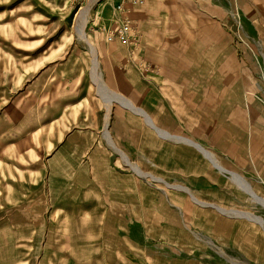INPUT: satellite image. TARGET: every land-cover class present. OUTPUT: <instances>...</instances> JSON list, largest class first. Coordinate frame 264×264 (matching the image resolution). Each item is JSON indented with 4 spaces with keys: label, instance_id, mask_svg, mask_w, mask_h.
Returning <instances> with one entry per match:
<instances>
[{
    "label": "rangeland",
    "instance_id": "1",
    "mask_svg": "<svg viewBox=\"0 0 264 264\" xmlns=\"http://www.w3.org/2000/svg\"><path fill=\"white\" fill-rule=\"evenodd\" d=\"M118 1L0 0V264H264V225L236 215L241 212L264 222V205L228 176L230 172L239 176L264 201V0L257 4L255 0H234L233 9H225L228 20L222 25L227 24L229 35L223 39L224 43L230 42L229 47L218 46L215 61L213 52H201V60L197 62L202 68L190 69L191 75L203 81L189 85L194 88L196 99H187L186 103L197 111L181 105V117L170 115L175 126L181 127V133H168L194 144L199 142L225 169L219 170L228 174L217 171L200 155L210 164L206 165L215 173L214 177H218L219 189L227 180L232 194L220 190L223 196L213 202L209 195L199 197L191 191L197 204L186 191L177 190L184 186L185 180L165 179L144 164L129 159L131 165L126 164L121 157L122 163L116 164L91 161L92 155L103 159L97 157L100 153L92 152L97 145L108 143V149L115 152L107 125L120 106L113 104V110L107 106L113 101L126 102L112 99L113 96L100 89L104 86L100 59L96 61V55L92 56L89 50L91 44L119 45L107 36L115 28L113 10ZM132 9L129 8L130 13ZM137 31L140 34L138 28ZM141 41L140 35V47ZM227 47L233 50L232 63L225 61ZM201 48L204 47H195V53ZM173 50L177 55L180 49ZM129 52V58L134 56L131 49ZM213 63L218 67H213ZM139 68L144 71L143 67ZM79 72L82 73L77 78ZM116 74L114 71L115 79ZM210 75L219 78L224 75L225 81L235 76L234 83L217 84L219 88L232 89L233 98L211 99V94L205 91L208 86L216 85L207 82ZM102 80L108 87L103 76ZM82 86H86L84 92ZM50 89L57 98L54 101L57 107L50 101ZM31 107L43 111H24ZM53 107L58 111H49ZM231 111L237 115L232 117L233 125H227L225 120ZM55 113L57 120L51 124L49 120ZM215 116L220 124L218 133L214 129L213 135L209 124ZM131 117L140 124L145 121L140 115ZM240 119L244 129L237 132L234 128L243 126ZM67 128L73 129L74 135L65 149L61 147L66 144L67 133L63 129ZM211 141L214 144L217 141V150H211ZM114 155L111 152V157ZM79 165L85 166L84 172H80ZM92 165L96 168L93 171ZM105 168L138 172L140 183L147 184L152 194L145 212L134 200L128 202L127 196L112 194L113 181L104 179ZM74 170L75 178L84 182L78 191L68 189ZM51 174L57 178L52 182L47 180ZM89 187L94 191H89ZM61 193L70 201L64 206L69 209L52 213L49 196ZM124 206L133 208V212L126 211ZM195 206L213 208L221 215L212 230L218 239L212 238L191 214L189 209ZM220 217L255 226L260 245L251 243L252 232L244 236L236 230L232 240H227L226 233H220L225 225ZM195 238L202 240L200 248L189 251L181 248L184 239ZM242 241L249 246L242 249ZM257 252L260 254L255 259L253 254Z\"/></svg>",
    "mask_w": 264,
    "mask_h": 264
},
{
    "label": "crops",
    "instance_id": "2",
    "mask_svg": "<svg viewBox=\"0 0 264 264\" xmlns=\"http://www.w3.org/2000/svg\"><path fill=\"white\" fill-rule=\"evenodd\" d=\"M233 1L234 0H227V2L225 0H147L142 7L134 8L131 13L129 12V16L133 20L134 25H136L139 29L142 37L140 49L135 51L131 50V53H133L134 56L131 55L130 58V49L121 43H119V45L96 44L95 47L88 41L91 44L89 46V50L92 56L93 54L96 55V61L97 58L100 59L98 60V63L101 66V73L106 84L113 90H117L122 95L129 98L133 103L137 104V106L141 108L136 107L130 100L126 99L122 95L110 90L108 88L109 86L107 87L103 82L100 74L102 84L104 85V87H100V89L106 92L107 96L124 99L129 103L132 109L121 105L118 101H113L110 103V106H107L105 100H103L105 105L108 108L110 107L111 110H113L111 107L113 104H118V106H120V109L116 110V116L114 114L110 120V124L108 123L107 125L108 134L110 135L113 144H115L114 146H116L115 149L119 148V154L109 150L107 146L108 143L97 145L92 152L96 151L100 153L97 157L103 159H95L96 155H92L91 161L94 164L96 162H113L115 164L117 162L122 163L121 159L126 164H130L129 160L135 164H144L154 174L160 175L165 179L171 180L178 178L182 181L185 180L186 183H183L182 185L186 187L182 186L181 188H177V190L187 189L189 192L192 191L199 197H206L205 195H209L211 198L210 200H214L213 202H217L219 200L218 197L223 196L222 191L225 193L229 191L230 188L227 180L224 181L223 185L219 189L217 186L218 177H214L215 173L210 171L206 164L210 163L212 167L217 169V171L228 175L227 173L216 168L209 158L204 156V154L197 148L182 142H177V140L172 141L163 138L157 133L156 129L167 133L171 137L179 139L182 138L168 133V131L177 135H180L177 132L181 133V127L175 126L173 119L170 118V115H177L178 117H181V115H183V113H181V105H186V107L191 111H197L195 107H191L186 103L187 99H196V96L194 95L195 90L194 88L191 89L189 85L191 83H197L196 85H198L203 81L201 80L200 82L201 77L191 75L190 69L202 68L203 65L197 62L201 60V55H199L201 52H213L214 56L212 59L215 61L217 58L218 46L226 44V46L229 47L230 42L227 41V43H224L223 39L229 35V32L226 29L227 24L224 23L225 25H222V23L227 17L225 9L229 8L232 10L234 4ZM261 1L262 0H255V3H261ZM226 20H228V18ZM201 46L204 48H201L198 53H195V47ZM175 47L180 49L177 55H175L173 50ZM182 47L185 48V50H181ZM228 47L226 48V51L229 52H227L225 56V61H227V63H232L233 50L231 51ZM91 48H93V50H91ZM83 62L84 61H79L81 64ZM214 63L211 65L213 66ZM207 65L208 64L204 66ZM211 65L210 67H212ZM139 66L143 67L144 71H141ZM213 67H218V64ZM66 70L68 71V69ZM114 71L118 73L116 74L118 75L116 79L113 78ZM81 73L82 72H79L77 74V78L81 75ZM230 73H233V69L231 72L228 71L229 75ZM234 77L225 81L224 75L220 78L218 76L210 75L207 82L216 85L208 86L205 91L211 94V99L213 100H222L223 98L231 99L234 96L233 90L231 89L228 91L225 88H219L217 84L219 82L223 84L234 83ZM65 80L70 81L66 77ZM81 90V92H84L86 90V86H82ZM51 91L53 90L50 89V101L54 104V101H56L57 98L53 97L54 91L52 93ZM97 91H99V87L97 88ZM181 101H183L182 104ZM54 107L57 106L54 104ZM54 107L49 111H58L57 108ZM133 109L136 110V112ZM215 109H217V107H215ZM24 111L43 110L39 107H31L24 109ZM61 111L66 110L61 109ZM137 112H143L146 117ZM240 113L241 112L239 111V114ZM137 114L144 118L148 125L145 124L143 119L142 120L144 122L140 124L137 119L131 117L133 115L138 116ZM57 115L58 114L55 113L52 116L53 118L49 120L51 124L53 121L57 120V118L54 119ZM234 115H237L235 111H231V114L225 120V124L233 125L232 117H234ZM153 122L167 132L157 128ZM239 122L243 126L238 125L237 122L238 127L234 128L237 132L243 131L242 129H244V123L241 119ZM219 124V118L215 116V120H212L209 124V128L211 132L213 131V135L214 129L216 130V133H218L217 128ZM227 129L228 128L226 127L225 130ZM63 130L67 133L64 139L66 144L64 146H60H62L61 148L67 149L69 148L71 138L74 135V130L70 128ZM231 139L232 138H229V140ZM228 141L226 142L227 144L230 143ZM195 144L203 148L199 142H195ZM231 146V148H233L234 143H231ZM210 148L211 150L212 148L217 150V141L216 144L211 141ZM226 148L228 147L226 146ZM111 152L116 155L111 157ZM200 155H202L209 163L206 162ZM123 156L125 159H123ZM213 157L218 162V165L225 170L219 164L220 161H218L215 156ZM79 166L80 167L78 169L80 172H84L85 166ZM94 169L96 168L92 165L91 170L93 171ZM75 172L76 171L74 170V172L70 175V180H68V189L72 188L73 191H78V187L81 188L84 186V182L82 179L75 178ZM133 172L130 173L128 170L121 172L116 169L111 170L110 168H107L106 170L105 168L104 179L106 178L113 181L111 187L113 189V195L127 196L130 198L128 202L134 200L140 206L141 210L145 212L147 209L146 202L152 194L149 191V186L147 184V186H144L143 182L140 183V176L138 177L137 175L138 172L137 174L135 171ZM53 174L48 176L47 180L52 182L53 178L57 179ZM52 175L53 177H51ZM149 175L152 176L151 174ZM23 177H25V175ZM152 177L165 184L164 180L154 176ZM230 178L235 184H237L231 176ZM88 181L90 182V180ZM237 186L239 187L238 184ZM88 190L94 191V188L89 187ZM226 194H230V191ZM63 195L64 194L61 193L58 196L56 195V197L52 195L49 196L52 213L57 214L59 211H68L69 208L64 206H66V204L70 201L67 198L64 199ZM124 208L126 211L133 212V208H129L127 206H124ZM189 211L192 212L191 214H193L197 219L196 221L199 222V225L203 226L210 232L209 235H211L212 238H215V240L218 239L214 237L212 230L213 228H216L214 224L216 223L217 218L221 215H218L213 208L206 206L198 208L195 206L192 209L190 208ZM220 218H223V222L225 224L224 227L221 228L222 230L220 229V233H226L228 236L227 240H232L233 233H237L236 230L244 236H247V234L252 232L251 235L253 240L251 243H254L256 246L260 245L258 231L255 226H251L247 223L244 225L243 222L241 223L243 225L240 223L237 224L233 221L234 218ZM201 219L205 221H201ZM228 222L233 223L231 225H226ZM233 224H235V226ZM182 233H184V231L181 229V234ZM191 235L195 234L192 232ZM197 241L196 238L194 241L184 239L182 242L185 243H182L183 246H181V248L183 247L182 249L185 251H189L191 249L196 250L202 246V240L197 239ZM242 245L244 246L242 249H245L249 246V243L243 242ZM258 254L260 253L257 252L253 254L255 259H257Z\"/></svg>",
    "mask_w": 264,
    "mask_h": 264
},
{
    "label": "bare ground",
    "instance_id": "3",
    "mask_svg": "<svg viewBox=\"0 0 264 264\" xmlns=\"http://www.w3.org/2000/svg\"><path fill=\"white\" fill-rule=\"evenodd\" d=\"M145 2H146V0H142L141 3H138V4L133 3V2H131L129 0H127V1H125V0H121L120 1L119 0L118 2H116L115 5H114V10H113L114 15H115V20H116L115 21V28L113 30H109L108 33H107V36L109 38H114L118 43H121V44L125 45L127 48H130L133 51L139 50V48H140V34L137 31L136 25H134L131 17L129 16V8H136L138 6L143 5ZM122 20H125V24H126L127 29H125V31L123 32L122 37L121 36L117 37V36H115V33H116V30L122 25ZM80 35H81L80 36L81 38H84L82 33H80ZM81 40L83 41V39H81ZM85 43H87V42H85ZM91 50H93V48H91ZM111 98L114 99V97H111ZM111 98L109 100H112ZM119 102L123 106H125L127 104L126 102H123V100H120ZM137 113L141 114L140 112H137ZM148 122H150V121H148ZM156 131L161 137H164L166 139H171V136H169L167 133H165V132H163L161 130H157V129H156ZM176 140H177V142H183V143H185L187 145H191V146L197 148L199 151H201L205 156H207L211 160V162L215 165L216 168L222 170V168H220L218 166V164H217L216 160L214 159V157L211 154H209L208 152L204 151L200 146L192 143L189 140H184L182 138L181 139L177 138ZM112 148L115 149V147L113 145H112ZM116 151H117V149H115V152ZM124 158L125 157L123 156V159ZM230 176L241 186V188L245 191L246 194H249L250 197L253 198L255 201H257V202H259V203L264 205V201L261 200L257 195H255L253 193L252 189L250 188V186H248V184L245 183L239 176H237L236 174H231V173H230ZM183 191H186L188 194L191 195V196L190 195L189 196L194 201V203L195 202H196V204L199 203L196 200V198L191 194V192H189L187 189H183ZM202 205H204V204H202ZM216 208H218V207H216ZM219 209L220 208H218L217 210L219 211ZM221 212L222 213L225 212L224 214L228 213L227 211H223V210ZM231 213H233V212H231ZM228 214H230V213H228ZM236 215H238L240 217H243V218L247 219L248 221L250 220V221L258 222L259 224L264 225V222H262L260 220H257L256 218H253L252 216H250L248 214L236 213Z\"/></svg>",
    "mask_w": 264,
    "mask_h": 264
},
{
    "label": "built area",
    "instance_id": "4",
    "mask_svg": "<svg viewBox=\"0 0 264 264\" xmlns=\"http://www.w3.org/2000/svg\"><path fill=\"white\" fill-rule=\"evenodd\" d=\"M125 1H127V0H125ZM129 1L138 4V3H141L142 0H129ZM125 29H127L126 24H125V20H122V25L116 30L115 36H117V37L121 36L122 37V34L125 31Z\"/></svg>",
    "mask_w": 264,
    "mask_h": 264
}]
</instances>
